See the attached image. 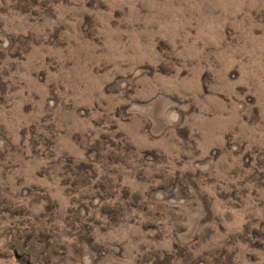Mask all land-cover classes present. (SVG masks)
I'll list each match as a JSON object with an SVG mask.
<instances>
[{
  "label": "rangeland",
  "instance_id": "obj_1",
  "mask_svg": "<svg viewBox=\"0 0 264 264\" xmlns=\"http://www.w3.org/2000/svg\"><path fill=\"white\" fill-rule=\"evenodd\" d=\"M0 264H264V0H0Z\"/></svg>",
  "mask_w": 264,
  "mask_h": 264
}]
</instances>
